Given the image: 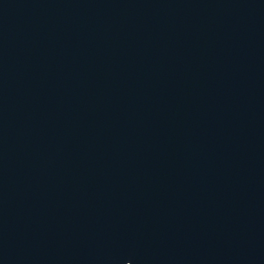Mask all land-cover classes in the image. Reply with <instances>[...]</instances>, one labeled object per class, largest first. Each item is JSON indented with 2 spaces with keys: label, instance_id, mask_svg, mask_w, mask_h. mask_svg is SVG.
<instances>
[{
  "label": "water",
  "instance_id": "obj_1",
  "mask_svg": "<svg viewBox=\"0 0 264 264\" xmlns=\"http://www.w3.org/2000/svg\"><path fill=\"white\" fill-rule=\"evenodd\" d=\"M0 264H264V0H0Z\"/></svg>",
  "mask_w": 264,
  "mask_h": 264
}]
</instances>
